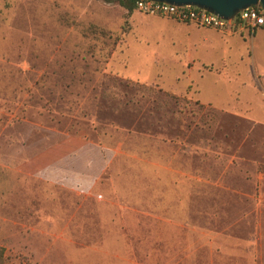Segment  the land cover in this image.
Listing matches in <instances>:
<instances>
[{"label":"rangeland","instance_id":"1","mask_svg":"<svg viewBox=\"0 0 264 264\" xmlns=\"http://www.w3.org/2000/svg\"><path fill=\"white\" fill-rule=\"evenodd\" d=\"M251 34L231 42L113 2L0 0L3 264H264V51ZM171 156L260 204L251 257L214 244L156 256L154 175Z\"/></svg>","mask_w":264,"mask_h":264},{"label":"crops","instance_id":"2","mask_svg":"<svg viewBox=\"0 0 264 264\" xmlns=\"http://www.w3.org/2000/svg\"><path fill=\"white\" fill-rule=\"evenodd\" d=\"M247 30L236 34L242 35ZM221 36L227 41H239L236 36ZM251 36L256 48L264 51V28H255ZM261 72L264 74V70ZM75 144L80 145L79 141ZM172 156L165 161L157 159L160 167L154 175L158 180L154 217L158 227L156 256L165 259L173 257L176 253L179 255L185 252H204L214 244L223 245L221 247L225 252L246 250L248 257H251L249 253L253 250L251 246L256 242L260 209H263L260 204H253L244 198L242 191L237 187L197 176L187 167L180 169L182 167L174 160L177 157ZM75 174L78 173H68L66 170L62 176L64 179L72 178ZM248 211L252 212L246 215ZM251 216V225H247L248 221L242 227L236 224L238 221L248 220ZM168 226L173 228L170 237L165 236Z\"/></svg>","mask_w":264,"mask_h":264},{"label":"built area","instance_id":"3","mask_svg":"<svg viewBox=\"0 0 264 264\" xmlns=\"http://www.w3.org/2000/svg\"><path fill=\"white\" fill-rule=\"evenodd\" d=\"M135 10L150 16H160L178 22L191 23L198 27L217 31L224 36H232L245 29L253 31L255 28H264V11L258 6L239 11L230 19H222L194 6H176L156 3L148 0H137Z\"/></svg>","mask_w":264,"mask_h":264},{"label":"water","instance_id":"4","mask_svg":"<svg viewBox=\"0 0 264 264\" xmlns=\"http://www.w3.org/2000/svg\"><path fill=\"white\" fill-rule=\"evenodd\" d=\"M176 6H194L215 14L222 19H230L239 11L258 6L264 11V0H148Z\"/></svg>","mask_w":264,"mask_h":264},{"label":"trees","instance_id":"5","mask_svg":"<svg viewBox=\"0 0 264 264\" xmlns=\"http://www.w3.org/2000/svg\"><path fill=\"white\" fill-rule=\"evenodd\" d=\"M104 3H116L119 7L126 11L127 14H132L135 11V2L137 0H96ZM4 249L0 247V264H3Z\"/></svg>","mask_w":264,"mask_h":264}]
</instances>
